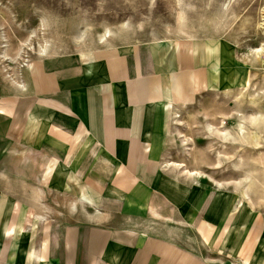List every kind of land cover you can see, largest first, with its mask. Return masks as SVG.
Instances as JSON below:
<instances>
[{
  "label": "rangeland",
  "instance_id": "rangeland-1",
  "mask_svg": "<svg viewBox=\"0 0 264 264\" xmlns=\"http://www.w3.org/2000/svg\"><path fill=\"white\" fill-rule=\"evenodd\" d=\"M107 31L111 36L102 41ZM165 38L196 39L212 52L215 71L207 96L186 111L176 109L167 161L236 189L242 210L250 206L244 223L258 221L264 235V0H0V222L8 223L11 204L20 203V218L37 223L40 207L27 203L96 182L98 143L84 134L86 120L60 110L73 114L71 96L83 112L76 101L86 90L80 79L95 57ZM73 62L83 73L60 77ZM256 114L261 128L251 129ZM242 117L251 138L239 136ZM53 162L56 168L48 170ZM212 258L244 264L230 253Z\"/></svg>",
  "mask_w": 264,
  "mask_h": 264
},
{
  "label": "crops",
  "instance_id": "crops-1",
  "mask_svg": "<svg viewBox=\"0 0 264 264\" xmlns=\"http://www.w3.org/2000/svg\"><path fill=\"white\" fill-rule=\"evenodd\" d=\"M211 53L194 38L152 39L86 64L76 100L83 112L71 96L64 98L73 114L60 112L86 120L84 134L98 143V178L80 192L27 203L40 207L37 223L11 204L14 217L0 222V264H216L213 255L228 253L264 264V235L258 221L244 223L250 206L242 210L236 189L167 161L176 109L213 87ZM80 70L73 62L60 77Z\"/></svg>",
  "mask_w": 264,
  "mask_h": 264
},
{
  "label": "bare ground",
  "instance_id": "bare-ground-1",
  "mask_svg": "<svg viewBox=\"0 0 264 264\" xmlns=\"http://www.w3.org/2000/svg\"><path fill=\"white\" fill-rule=\"evenodd\" d=\"M111 33H110V31H107L106 33H104L103 35H102V37H101V39H102V41H105L108 37H110L111 35H110ZM263 49L261 48V49H258V50H256L255 51V53H257V54H261L263 51H262ZM19 86H21V85H19ZM21 87H25V85H23V86H21ZM22 90H24V88L22 89ZM257 95H258V93H256ZM255 95V94H254ZM253 98H257V97H253ZM259 110V109H258ZM261 111V110H260ZM260 111H259V113H260ZM244 112V111H243ZM262 112V111H261ZM241 113V112H240ZM244 114V113H243ZM242 114V115H243ZM261 114V113H260ZM259 114V115H260ZM239 115H241V114H239ZM256 115H258V114H256ZM262 115V114H261ZM180 115H178V113H176V117H179ZM264 116V115H263ZM262 117V116H261ZM29 118L30 119H33V114H32V111H30V113H29ZM256 118H259V116H255V120H254V118H253V121H252V124H253V126L255 127V125H256V127L259 125L258 123L260 122H257L258 121V119H256ZM264 118V117H263ZM260 119V118H259ZM249 119H246V117H242V121H240V122H242V124H241V126L239 127V136H241L242 137V139H245V138H247V137H249V138H251L250 136H251V133L252 132H250V133H248V130H247V127H246V123H247V121H248ZM252 120V119H251ZM261 120H263L262 118H261ZM264 121V120H263ZM246 122V123H245ZM244 123V124H243ZM251 123V122H250ZM240 124V123H239ZM248 126H250V125H248ZM252 126V127H253ZM261 125H259L258 127H260ZM250 128H251V126H250ZM261 128V127H260ZM259 128V129H260ZM259 129H257L258 131H259ZM210 130V129H209ZM261 131V130H260ZM259 133V132H258ZM229 133H224V134H222V135H224V136H227ZM221 135V136H222ZM249 135V136H248ZM252 135H254V134H252ZM256 136V135H255ZM232 137V136H231ZM234 137V136H233ZM235 139V138H234ZM248 139V138H247ZM224 140V139H223ZM226 140V139H225ZM240 140H241V138H240ZM234 141V140H233ZM237 141V140H236ZM236 141H235V143H236ZM246 141V140H245ZM244 141V142H245ZM243 142V143H244ZM247 142V141H246ZM255 142V141H254ZM233 143V142H232ZM239 143V142H238ZM241 143V142H240ZM242 145V144H241ZM241 160V159H240ZM50 165H52V164H50ZM193 175H196L197 173H192ZM199 174V173H198ZM251 174V173H250ZM249 174V175H250ZM245 175V174H244ZM248 175V176H249ZM256 175V174H255ZM259 176V175H258ZM250 177H252V176H250ZM245 178V177H244ZM249 179V178H248ZM250 181H251V179H249ZM242 181H244L245 183L247 182V180L245 181V180H242ZM252 182V181H251ZM257 182V181H256ZM237 183V182H236ZM238 184V183H237ZM247 184H250V182L249 183H247ZM246 184V185H247ZM253 183H251V185H252ZM257 184V183H256ZM250 185V186H251ZM248 186V185H247ZM247 186H245L247 189H248V187ZM250 188H253L252 186L250 187ZM242 190H244L243 188H242ZM240 191V190H239ZM247 191V190H246ZM251 191V190H250ZM254 191V190H253ZM246 193H249V192H246ZM252 193V192H251ZM250 193V194H251ZM244 194V193H243ZM247 197V196H246ZM9 227V226H8ZM7 233L8 234H13L14 233V224L13 225H11L10 226V228L7 230ZM6 235V234H5ZM15 259V258H14ZM12 260V259H11ZM40 263V262H39Z\"/></svg>",
  "mask_w": 264,
  "mask_h": 264
}]
</instances>
